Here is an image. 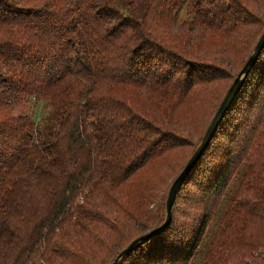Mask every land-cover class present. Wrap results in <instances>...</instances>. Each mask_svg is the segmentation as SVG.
<instances>
[{"label": "trees", "instance_id": "trees-1", "mask_svg": "<svg viewBox=\"0 0 264 264\" xmlns=\"http://www.w3.org/2000/svg\"><path fill=\"white\" fill-rule=\"evenodd\" d=\"M250 1L0 0V264H95L118 226L164 222L136 175L193 136L195 86L242 70ZM188 184L201 212L178 218ZM120 264H264V48L169 225Z\"/></svg>", "mask_w": 264, "mask_h": 264}, {"label": "rangeland", "instance_id": "rangeland-1", "mask_svg": "<svg viewBox=\"0 0 264 264\" xmlns=\"http://www.w3.org/2000/svg\"><path fill=\"white\" fill-rule=\"evenodd\" d=\"M260 2H262L261 6H257L251 1L245 2V4H248V7L255 16L263 18L264 24V0H260ZM254 29L255 27L248 30L253 32ZM251 35L252 33L249 34L247 38ZM259 35L260 34H258L254 43L257 42ZM244 36L246 37V34H244ZM253 44L250 48H252ZM238 71L239 69L232 74L227 73L224 79L214 80L210 83L194 87L192 93L185 101L190 112L183 120L185 127L193 132V136L187 137L186 146L171 150L168 154L160 158H154L137 173L135 180L138 178L139 180L142 179L143 182V197L145 199L143 207L145 214L153 217H160L161 215L164 219L165 215L164 212L162 213L161 204L164 203L165 205L173 181L188 161L199 137L201 138L206 125L215 113L219 103H221ZM31 102L32 101L21 102L20 110L29 115L32 114L38 119L42 115V104L38 102L34 105V103ZM198 191L197 187L193 184L184 186L176 205V214L178 218H186L190 214L201 212L198 207L200 203ZM140 220L145 221V218L140 217ZM144 221H142V223ZM149 221L152 223L153 218ZM118 228L120 233H112L110 244L107 245V248L103 247L102 252L100 251L97 253L99 257L95 264H111L115 255L122 248L126 247L133 238L148 231L147 228L142 229L133 224H128L126 227L118 226Z\"/></svg>", "mask_w": 264, "mask_h": 264}, {"label": "water", "instance_id": "water-1", "mask_svg": "<svg viewBox=\"0 0 264 264\" xmlns=\"http://www.w3.org/2000/svg\"><path fill=\"white\" fill-rule=\"evenodd\" d=\"M263 48H264V31L261 34L260 38L258 39L255 47L253 48V51L251 52L248 59L246 60L242 70L237 75L235 80L232 82L231 86L229 87L225 96L223 97L217 111L212 117L202 137L200 144L197 146V148L195 149L191 157L188 159L182 171L178 174V176L173 181L169 189L167 199H166V217H165L164 222L158 227L152 229L151 231L134 238L126 247H124L118 253V255L115 257L114 261L111 264H120L122 257L130 253L140 242L153 238L154 236L162 232L164 229H166V227L169 225L171 218H172L173 206L176 201V197H177V194L179 192V189L182 183L187 178V176L190 174V172L193 170L194 166L197 164L202 154L208 147L212 137L214 136L219 126L221 125L228 109L230 108L234 100L236 99V96L248 72L250 71L252 66L255 64V62L257 61Z\"/></svg>", "mask_w": 264, "mask_h": 264}]
</instances>
